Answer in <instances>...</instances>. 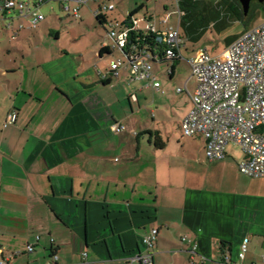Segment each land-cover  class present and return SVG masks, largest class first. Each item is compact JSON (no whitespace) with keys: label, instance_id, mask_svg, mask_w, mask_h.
<instances>
[{"label":"crops","instance_id":"0c3cea01","mask_svg":"<svg viewBox=\"0 0 264 264\" xmlns=\"http://www.w3.org/2000/svg\"><path fill=\"white\" fill-rule=\"evenodd\" d=\"M51 2L59 1L44 5ZM113 2L89 0L80 5L79 19L83 7L96 18L103 4H113L114 11ZM172 4L177 0H162L167 15L159 20L141 4L145 14L138 15L141 9L136 13L144 18L140 30L149 32L148 25L157 31L178 29V20L169 23L175 12ZM139 7L116 22L117 30L130 23V14ZM42 14L37 27L30 18H14L5 30L9 40L28 38L45 21ZM104 16L108 41L100 42L97 56H122L108 36L116 23ZM179 49L174 70L168 62L153 63L159 87L136 78L130 67L113 71L112 61L121 56L97 71L76 61L80 67L69 74L64 53L57 59L43 54L25 65L20 78L10 66L2 72L6 85L0 83V246L13 256L11 264H49L52 248L62 264H80L82 252L88 254L84 264H138V257L147 253L154 264H237L244 241L243 264H264V197L252 207L245 197L223 190L231 180L227 149L224 159L211 161L200 135L188 136L198 138L197 151L183 148V156L169 151L164 139L174 127L181 128L197 85L189 61L198 49L187 60L191 75L185 79L179 70L183 51L188 50L186 39ZM192 78L195 84H190ZM114 81L123 93L111 94L99 86L112 87ZM145 110L151 120L141 122ZM116 123L124 129L115 132ZM144 131L152 133L139 135ZM155 132L166 143L161 149ZM204 158L210 162L206 166L199 164ZM151 229H157L158 236L148 250L143 238ZM225 254L231 263L223 261Z\"/></svg>","mask_w":264,"mask_h":264},{"label":"built area","instance_id":"2783aa9c","mask_svg":"<svg viewBox=\"0 0 264 264\" xmlns=\"http://www.w3.org/2000/svg\"><path fill=\"white\" fill-rule=\"evenodd\" d=\"M49 1H59L64 11L80 18V5L89 0H0V23L11 28L12 20L21 17L30 18L32 26L37 27L44 18L40 7ZM71 3L77 6L72 7ZM112 9L113 4H103L95 15H104ZM174 14L179 21L178 6ZM142 21L144 18L135 14L130 23L120 30H117L118 23L110 25L108 36L114 49L122 54L112 61L110 67L113 71L130 67L136 78L146 79L150 85L159 87L152 61L154 56L146 50L137 49V45H131L130 34H153L158 42L167 44L166 59L171 65L173 58L181 57L179 48L183 38L179 27L157 31L154 26L148 25L149 32H143L139 28ZM146 45V48L150 46L147 42ZM189 63L197 85L191 94L192 108L181 122L183 134L202 136L206 157L211 161L224 159L229 144L238 145L245 155L239 163V171L251 178L264 177V22L243 32L219 54H211L208 48L198 49ZM177 90L181 92L183 88ZM123 129L119 123L113 125L115 132ZM157 233V229H152L144 236L143 242L148 250L154 246ZM195 249L192 247V252L195 253ZM32 250V245H29L28 251ZM246 251L247 243L244 241L237 264H243ZM87 256V252L81 253L80 264L85 263ZM12 258V255H5L0 246V264H11ZM57 259V254L52 253L49 264H62ZM223 259L225 263H231L230 255L225 254ZM138 264H154V258L150 253L141 255Z\"/></svg>","mask_w":264,"mask_h":264},{"label":"rangeland","instance_id":"374dc122","mask_svg":"<svg viewBox=\"0 0 264 264\" xmlns=\"http://www.w3.org/2000/svg\"><path fill=\"white\" fill-rule=\"evenodd\" d=\"M113 1V3L116 5V9L114 11H109L106 14L108 15L109 21H113L115 23L123 22L126 12L129 11L133 6L139 7L141 4L144 6L146 5L150 13L156 15L157 20L162 19L167 15V12H164L162 0ZM91 5L93 7V5H96V3H92ZM176 8L177 5L175 4L170 6V10L173 12L176 11ZM42 12L46 18L45 21L42 22L39 28L33 31V34H30L28 38L23 37L15 41L9 40L7 33L5 32V23H0V27H2L0 31L2 34H0L1 84L6 85V82L2 77V72L6 73L8 66H10V68H15L16 72L11 71V73H15V76L20 78L22 73H24L25 65L27 63L30 64L31 61L34 60V57L41 58L43 54H48V57L51 59H57V57H60L62 53H64L65 56L63 60L66 64L67 73L69 74L73 73L75 66H79L84 62L92 67L94 71H97L102 67H106L114 57L121 56L118 52L116 54L105 55L103 59H100L97 56L98 45L100 42L104 39L108 41L106 38V29L104 28L106 25H101L86 7L82 8V19L76 18L73 15H68L59 2H51L44 5ZM139 14H145V9H141L138 15ZM247 14L248 15L244 21H232L231 24L221 33L214 34L208 32L199 43L193 44L186 40L188 50L183 51L184 57L181 60V70H179L182 78L185 79L191 75L190 66L187 60L189 59L194 48H208L211 54H219L227 47L226 39L228 37L240 35L246 30H249L264 22V1L259 2L253 0ZM177 20V14H173L169 20V23L176 25ZM56 33H60V37H58V39L55 38ZM76 61L79 63V65L76 64ZM195 81V78H192L190 84H195ZM113 83L114 85L112 87H104L102 84L96 82L94 84H99L101 88H104L111 94H114L120 91L121 86L116 85L115 81ZM80 84L82 85V83ZM81 87H83V85ZM120 92L123 93L122 90ZM149 98L150 99L148 103L152 104L150 108H154L152 102L153 98ZM142 115L143 116L140 117L141 122L151 120L150 111L145 110L142 112ZM126 123L127 121L125 124ZM174 128L175 130L172 129L170 134H164V139L167 142L169 151L172 153L178 152L182 156L184 154V150L186 152L195 153L197 151L196 141L198 138L184 136L180 127ZM145 137L146 140L149 138V136ZM152 140L154 141L153 138ZM226 149L227 153L229 154L225 159L227 161L226 171L227 174L230 175L231 180L229 185L224 187L223 190L236 193V195H239L236 197H242L241 199L245 197L246 201H249L253 207V205L259 201L258 199L264 197V178H251L239 171V163L241 160H243V157H241L243 151L238 145L229 144ZM208 163L210 162H208L206 158L199 162V164L203 166L208 165ZM238 201L240 202V199H238ZM44 260L45 262H48L49 259L46 257ZM94 260L101 261L96 257Z\"/></svg>","mask_w":264,"mask_h":264},{"label":"trees","instance_id":"16d2710c","mask_svg":"<svg viewBox=\"0 0 264 264\" xmlns=\"http://www.w3.org/2000/svg\"><path fill=\"white\" fill-rule=\"evenodd\" d=\"M177 6L180 10L178 21L180 35L182 38L193 44L199 43L208 32L214 34L221 33L231 24L232 21H244L248 15L244 13V9L239 0H177ZM140 9L141 7L134 10L130 14V17L135 15ZM96 19L102 25H105L107 22L104 15H97ZM240 35L228 37L226 39V44H231ZM139 37L141 39L137 40ZM146 42L150 44L147 48ZM129 43H131V45H137V49L139 50H146L150 52L152 56H154L152 59L153 63L157 60L159 62H169V60L166 59L167 44L158 42L156 40V36L153 34L143 36L141 33L140 35L136 32L131 33ZM100 54H102V51ZM180 58L181 57H177L171 60V68L173 70L174 64L178 62ZM146 132L152 133V131H144L139 133V135ZM155 134V144L161 149L166 143L160 135H157V132H155ZM154 246L152 248H154ZM51 251L52 253H55L57 249L52 248ZM127 264L130 263L127 262Z\"/></svg>","mask_w":264,"mask_h":264},{"label":"water","instance_id":"95a60500","mask_svg":"<svg viewBox=\"0 0 264 264\" xmlns=\"http://www.w3.org/2000/svg\"><path fill=\"white\" fill-rule=\"evenodd\" d=\"M240 3L242 4V7L244 9V13L247 14L249 9H250V4L252 0H239ZM259 1H263V0H259Z\"/></svg>","mask_w":264,"mask_h":264}]
</instances>
